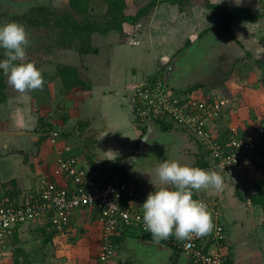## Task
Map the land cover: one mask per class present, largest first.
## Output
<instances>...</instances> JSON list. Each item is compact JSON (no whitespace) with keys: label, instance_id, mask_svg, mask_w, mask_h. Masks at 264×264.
Segmentation results:
<instances>
[{"label":"crops","instance_id":"obj_1","mask_svg":"<svg viewBox=\"0 0 264 264\" xmlns=\"http://www.w3.org/2000/svg\"><path fill=\"white\" fill-rule=\"evenodd\" d=\"M124 1L127 6L125 13L127 15H135L138 10L154 0ZM193 1L184 4L182 10L177 3L169 1L158 3L149 14L139 19L136 23H125L122 32L113 30L104 35L99 33L94 34V44L96 42L95 39H109L106 47L111 53L109 55H113V57L109 58L111 63L107 66V76L104 79L90 78L89 76L87 79L85 76V79L92 84L90 90H77L67 95L61 93V88L57 91V94L56 90H54L52 95L54 99L53 107H59V113L53 114V117L47 116L46 118L49 122L57 124L60 132L73 134L74 136L71 139L78 136V139L83 141H78L77 146L71 152L73 155L78 156L80 160L82 159L81 163L90 173H93L95 170L91 165H88L85 158L86 154H94L96 156L94 159L98 163L102 160H109L113 164L112 168L124 166L127 172L134 174L138 180L137 182L141 185V194L135 202V207L141 211L140 204L144 202L147 194L154 190V186L149 180L150 176L153 180L157 179V168L152 165L153 162L148 161L141 171H134L132 169L140 158L136 152L138 148L140 149L142 137L146 134L147 130L144 133L135 120L136 109L133 93L136 82L142 79L143 75L140 76V71L136 67L139 62H135V66L131 65L132 63L127 65V61H132L133 56L137 58L147 55V57H151L150 59L157 62L158 69L165 66L164 71L170 72L176 69L175 64L172 65V62L176 60L175 58L178 56V53L185 47L197 45L196 42L201 38L204 40V45L202 44L204 55L211 54L212 52L222 54L219 49L222 45L225 46L226 40L231 42L232 36L216 29L221 22L220 15H218L220 12L216 9L208 8L199 1ZM209 2L218 5L228 4L233 7L237 6L234 0H209ZM89 4L91 12L94 15L100 16L105 14L107 7L105 0H90ZM259 4L260 0H243V3L239 7L253 8L258 7ZM216 16L218 18H215ZM243 21L245 23L248 22V20ZM210 31L213 34H209ZM233 32L235 31L233 30ZM233 32L232 35L237 39L236 34ZM200 34H203V36L191 45H187V39L194 35L199 37ZM253 38L255 39V37ZM260 39L264 42V29ZM257 41L249 42L247 40L244 44L249 53L253 54L257 51L256 53L264 54V43ZM240 43H242L241 40ZM235 51L234 49L233 53H236ZM118 59L120 63H118ZM261 60L262 64H264V60ZM203 61L207 60L204 59ZM197 62L195 61L194 63ZM82 63V68L80 69L83 72L89 66L86 64V61ZM128 66L133 67L130 70ZM218 68L217 66L212 68L211 74L213 75V72ZM152 74L150 73L147 76ZM57 79L59 80L60 78L58 77ZM57 79L55 83L58 85L61 79L59 81ZM203 79L205 78L203 77ZM50 84L51 82L49 81L47 83L49 88ZM54 85L56 86V84ZM172 88L176 89L173 86ZM48 90L50 89L47 88ZM176 91L178 94L185 95L186 98L188 96H195L197 100L203 98L202 94H208L207 96H209L214 92L220 91H223L225 94L228 93V97L229 94H232L230 82H225L222 86L217 87L216 90L206 92H200L202 90H199L197 93L193 91L188 96L181 89H176ZM233 93H235V99L239 102V105L235 106L232 112L230 111L231 105L228 104L223 117L218 120L219 125H217V122L215 123L211 120L210 124L214 126V129L217 128L216 134H221L219 133L221 127L232 128L225 122L227 119H237L238 122L236 123L240 125L239 123L244 122V120L248 124L249 119L252 118L250 126L247 125L248 128L251 127L252 122L255 123L257 115L264 116V85L246 86ZM42 94L45 97L47 95L46 90H38L37 99L39 104L43 103L47 99L46 97H48L46 96L42 100ZM34 96L35 94L32 95V98ZM53 99L49 100L53 101ZM68 104L71 106H68ZM20 111L18 109L19 114L17 112L13 114V112L12 116L5 117L6 119L2 115V119L9 124L8 129L2 132L10 131V129L15 131L19 129L23 130V125L27 127L32 122L30 117H26L27 120L23 117L26 112L23 114ZM229 111L231 114L227 113ZM65 116L67 121L63 118ZM31 117L33 118L34 116ZM41 118L39 117L38 119L37 129L42 124ZM168 124H172V127L166 129L160 123H156L157 130L154 134H151L153 140H148V138L143 150H152L154 142L158 138L168 139L172 141L171 146L166 147L168 148L166 152H169V154L166 153L160 159L161 162L170 159L195 165L192 157L195 159L199 153L203 152L202 141L193 139L194 142H197V147L194 144L195 146L185 149L184 145L189 146L187 143L191 140L186 135V128L177 123ZM32 131V134L37 133L40 135L38 131ZM249 131H251L250 128L246 132L248 133ZM20 135V140H24L23 142H25L27 140L24 136L25 134ZM130 136L135 138L131 139V143ZM170 136L174 140L167 138ZM71 139H67L64 136L61 137L59 139L61 143L60 147L57 144L55 146L51 145L50 141L41 142V139H39L37 145L32 143L34 145L32 148L23 147L21 150H17L8 147L10 149L9 155H12L7 156L9 159L6 158L5 163L1 162L0 159V202H5L8 196L13 205L32 199L36 200L40 195L41 179L45 175L50 177L59 186L71 188L73 184L64 177L58 167V159L62 148ZM133 143H136L135 149H133ZM166 144L168 143H160V145ZM181 149H185L188 153H184L185 150L182 151ZM166 155L169 156L165 157ZM211 169L217 171L222 176V189L215 190L210 188L194 191L193 197L207 205V210L214 221L213 225L217 222L224 226L226 238L215 241L212 239L211 231L203 237H193L194 240L205 251L222 254L232 264H264V212L258 205L243 202L237 194L238 188L243 192L245 191L247 196L261 192L262 188L257 186V183L264 179V169L254 166L246 172L238 166H231L223 172L216 170L213 166ZM13 179H17L16 184L20 189L13 186L12 189L10 188L11 190H7L2 186V182H9ZM213 203L218 205L217 209L213 206ZM43 222V220H36L30 225L23 227L7 240L8 242L0 252V264H16L17 259L19 264H95L96 254L100 250L102 224L94 208L88 207L76 210L72 218L70 232H54L55 230H52L50 223ZM44 232L48 234L54 232L52 240L46 241L47 235L42 236ZM139 234L138 232L129 234L121 244L115 245V256L112 264H175L174 257L177 254V250L174 245L182 248L176 264H193L191 258L183 249V244L186 240L178 241L174 236L165 239L162 242L172 247L173 251L170 255L161 254L155 257L157 253L155 255L152 254V248L149 251L148 249H143L141 244L128 240L131 237L138 238Z\"/></svg>","mask_w":264,"mask_h":264},{"label":"rangeland","instance_id":"obj_2","mask_svg":"<svg viewBox=\"0 0 264 264\" xmlns=\"http://www.w3.org/2000/svg\"><path fill=\"white\" fill-rule=\"evenodd\" d=\"M263 1L264 0H260V4L258 7H249L254 13H260L263 11ZM37 6H49L51 8H53L54 10H56L58 13H63L64 11H66L67 9L70 8L69 6V0H0V24L2 23H7V22H17L20 23L22 25H24L28 31V35H29V40H30V44L27 48V58L30 61L35 62V64L37 65V67L41 70L42 75H43V79H44V85L42 89H38V90H46L48 97H46L47 99L39 104L38 103V90H34V91H30L27 92L25 94H20L18 92H16L9 84L7 87V94H8V100L5 104H3L2 106V115L5 117H10V115L12 116L13 114H19L18 113V109H20L23 114L24 112H26V114H22L23 117H25V120H27V118H31L32 122L30 124H28L27 127H25V125H23V130H11L7 131V135H3L2 137H0V159L1 162H6V158H8L7 156L10 154L9 150L10 149H22L23 147L26 148H32L34 145H32V143H34L35 145H37V142H39V139H41V135L34 133L32 134V130H34L35 132H37V128H38V123H39V117L42 118H47V116H51L53 117V114H55L53 111L54 109H56V107H53L54 104V99H53V91L56 90V94L57 91L62 88V81L60 80V82L55 83V80L58 78L57 76V67L60 64H71L74 66H79L80 68H82V62L86 61V64H88V69L83 70V76L86 78L89 76L90 78H97V79H104L107 76V66L109 65V63H111L109 61V58L113 55H109L111 54L109 52V49L106 47L108 45V40L109 39H95V44L93 43V46L97 47L99 52L98 53H89V54H81L78 50V44H74V46L72 48H63L61 47V45H59L56 42V35H58V32H54L55 30H51L49 28L46 27H38L35 26L33 24H31L28 21V16H30L31 14V10L34 7ZM246 8V7H245ZM220 15V13L218 14ZM6 16H8V18H10V21H6ZM19 19L21 22H18L17 19ZM215 18H218L217 16ZM243 20H239V21H234L231 25V28L235 31L232 32L234 34H236V38L233 36L232 37V41H228L226 40L225 46H221V48L219 49L222 54H215V53H211V54H207L204 55L203 54V38H201L200 40H198L196 43L197 45H191V47H185L183 50H181L180 53H178V56H176V60L174 62H172V65L175 64V71L177 70V66L180 65L183 70L180 68V66H178V68H180V72H176L178 75L176 77H174V82L175 83H168L167 81L163 82L165 84H169V88L167 90H171V92H174L176 94V97H180L181 99L186 98L185 95H180L178 94L177 91H174L172 89V86L176 89H186L192 85H195L196 83L200 82L202 83L203 81L206 82L207 85L211 86L209 84L210 79L213 77H218L217 80L213 81L212 83L215 84H219L222 85L223 83L225 84V82H230V87H231V92L232 94H229V97L227 96L226 91H220L214 92L213 94L207 96L206 94H202V99L201 100H211L212 98H215L216 100L219 101L220 99H227L228 100V104H230V111H234V107L239 105V102L236 101V95L235 91H238L240 89H243L246 86H261L264 85V64H261L259 60L263 59L264 60V54L263 53H253L252 57H247V55L249 54L248 49L246 47V45L244 43L247 42V40L249 42H260V36L263 32L264 29V17L258 19V20H248V22L245 23V21ZM217 29V28H216ZM219 30V29H218ZM59 31V30H58ZM242 31V33H241ZM213 34V32H209V34ZM240 34V35H239ZM258 34V35H256ZM226 35V34H225ZM196 35L192 36L195 37ZM227 36V35H226ZM197 38H199L198 36H196ZM255 37V39L253 38ZM209 39V38H208ZM240 40L242 43H240ZM209 41V40H208ZM223 42V41H222ZM262 43H264L263 41H261ZM203 44V45H202ZM249 44V43H248ZM236 50V53H233V50ZM218 50V51H219ZM255 50V49H254ZM217 51V50H216ZM120 57V56H119ZM118 57V58H119ZM151 57H147V55L145 56H141V57H137L135 58L133 56V60H128V64L131 65H135V62H139V64L136 66L138 68V70L140 71V76H142V79L138 80L134 86V88L137 86V84L140 83H144L145 80H147V75L150 73H156L159 69H158V64L156 61H154L153 59H150ZM81 59V60H80ZM204 59H206L207 61H203ZM119 60V59H118ZM198 60V62H197ZM197 63H194V62ZM264 62V61H263ZM120 63V60L119 62ZM219 67L216 71L213 72V75L211 74V69L214 67ZM124 67V65H123ZM129 69L131 70L133 66H128ZM131 67V68H130ZM218 72V73H216ZM205 75H203V74ZM129 74H131L129 72ZM167 75V71H164V77L166 78ZM226 76V77H225ZM203 77L206 79H203ZM226 78V81L223 82V80ZM88 79V78H87ZM57 79V81H59ZM6 81H7V77H6ZM51 82L50 84V88L48 87L49 85H47L48 82ZM209 81V82H208ZM8 83V82H7ZM56 84V86L54 85ZM180 87V88H179ZM47 88L50 89L47 91ZM212 88V87H211ZM175 89V90H176ZM199 90H202L200 92H206L209 91L211 89L207 88V87H200L198 90H196V93L199 92ZM214 90V89H213ZM216 90V89H215ZM135 91L133 90V93ZM35 96L32 98V95ZM86 94V93H84ZM200 95V94H199ZM42 96V100H44L45 97ZM195 96H192V98ZM27 98V99H26ZM196 98V97H195ZM49 99H53V101H50ZM60 100V98H59ZM64 100V99H63ZM230 101V102H229ZM236 102V103H234ZM242 104V103H240ZM186 105V104H185ZM188 105H190V103H188ZM68 106H71L70 104H68ZM194 106V105H192ZM226 107V108H225ZM225 110L227 109V106H225ZM28 108V109H27ZM229 108V107H228ZM227 112V113H230ZM29 112V114H27ZM157 114L160 113V108L158 110H156ZM42 114V115H41ZM231 114V113H230ZM242 115V114H241ZM31 116H34L33 118ZM27 117V118H26ZM227 117V115H226ZM6 119V118H5ZM34 119V120H33ZM234 119V118H233ZM226 120L225 122L227 124H229V126L234 127L236 126L238 131L242 134L246 133L247 130H249V128L252 130L253 128H255L256 126L259 125V120L258 118H256L255 123L252 122L253 124L251 125V127L247 128V125L250 126V122L252 120L249 119V122L247 124V121L244 120V122L239 123L240 125H238V120L234 119V120ZM38 120V122H37ZM19 121V120H18ZM21 121V120H20ZM22 121H24L22 119ZM35 123H34V122ZM214 121V120H212ZM211 119L208 120V123L206 124V129L207 131H209V133L211 134V136L215 137L216 133H217V128L214 129V126L212 124H210ZM216 123V122H215ZM246 124V125H245ZM9 125V124H8ZM217 125H219L218 121H217ZM212 126V127H211ZM228 126V125H227ZM184 127V126H182ZM219 128V127H218ZM230 127L224 128L221 127L219 129V133L223 134L224 132H228L227 130ZM247 128V129H246ZM227 129V130H226ZM187 130V129H186ZM241 130V131H240ZM2 132V131H0ZM12 133V134H9ZM21 133H24L25 137L27 140H25V142H23L22 140H20L19 135ZM213 133V135H212ZM220 134V135H221ZM188 138H190L191 140H189V142L187 144H189V146L184 145V148L187 149L190 146H195L197 144V142H194L193 138H192V133L189 132L187 130V134ZM21 136V135H20ZM48 138L42 139L41 142L43 141H50L51 145H56L60 147L61 143L59 142V138L61 137H57V142L54 144L52 142V134H48ZM145 136V135H144ZM143 136V137H144ZM247 136V135H246ZM51 137V139H50ZM142 137L141 143L143 142L144 138ZM149 139L148 140H153L151 134L149 133ZM79 137H75L71 140H68L65 144V146H63L62 148V152L59 158H67L69 156H76L73 155L71 150H73L76 146L78 141L79 142H83L81 140L78 139ZM171 140H174L172 138V136L167 137ZM131 139H135L133 136H130V143H131ZM69 142V143H68ZM167 142L168 144L166 145H160V143H164ZM147 143V140H146ZM172 141L168 140V139H156L154 142V147L152 150L150 151H142L139 148L137 149V156L140 157L137 161V163L135 164V166H133V170L134 171H141L142 168L145 167L146 162L148 163V161L153 162L152 165H154V167L158 168L160 163H162L160 161L161 158L164 157V155L167 153L169 154V152H166L168 150V148L166 147H170L171 146ZM203 146H205V142L202 141ZM195 144V145H194ZM133 149H135L136 143H133ZM131 147V145H129ZM10 149H9V148ZM52 147V146H51ZM197 147V145H196ZM183 148V147H182ZM185 149H181L182 151H184ZM39 151V150H38ZM19 153V152H16ZM184 153H188V151H184ZM12 155V154H11ZM9 155V156H11ZM4 156V157H3ZM169 155H166L165 157H167ZM3 157V158H2ZM197 157V156H196ZM195 159L192 157L193 163H196V158ZM9 159V158H8ZM3 160V161H2ZM59 160V159H58ZM82 161V159L80 160ZM109 160H102L99 162V168L98 170L96 169L92 174L94 176H96L97 178H99L101 181H105V177L103 176V174H101L99 172L100 169L103 168V166H107L108 168H112L113 164L112 162L108 163ZM88 165L89 162H87ZM84 166L82 163H80V167ZM87 166V165H86ZM58 167L62 172V169L59 165V161H58ZM130 168V169H131ZM216 169V168H215ZM218 171L223 172V170H219L216 169ZM63 174V173H62ZM128 174H130L132 176V179L134 181H138L137 178H135L134 174H131L128 172ZM51 181L50 177H47L46 175L42 177L41 179V189H42V185L44 184L43 182L45 181ZM41 191V190H40ZM245 193V191H244ZM214 203H218V202H214ZM213 203V206L217 209L216 204ZM217 211V210H216ZM42 222V221H40ZM214 222V221H213ZM44 223V222H43ZM202 247V246H201ZM203 248V247H202ZM101 246H100V250L98 252V254H96L95 259L97 258V255H99V253L101 252ZM214 254V253H212ZM96 264V261H95Z\"/></svg>","mask_w":264,"mask_h":264},{"label":"built area","instance_id":"obj_3","mask_svg":"<svg viewBox=\"0 0 264 264\" xmlns=\"http://www.w3.org/2000/svg\"><path fill=\"white\" fill-rule=\"evenodd\" d=\"M166 86L163 80H157L153 85L145 81L137 84L134 88L136 118L148 124L151 113L157 114L156 110L160 108L159 114H165L167 120L184 126L193 137L208 144L214 168L223 171L232 165L252 168V160L257 159L264 151V122L260 123L261 117H258L259 125L247 136L239 135L237 129L232 127L223 141H226L225 145H222L207 131L206 124L209 119L215 120L219 112L228 105V100L219 98L218 101L212 98L192 101L188 105L190 100L187 102L186 98L176 97ZM58 134L56 131L52 133L54 144ZM58 161L64 177L73 186H59L49 180L43 182L36 200L9 206L0 204V252L5 247V242L17 231L36 220L49 222L53 230L62 233L71 228L76 210L91 207L97 211L102 224V249L96 264H112L116 247L114 237L125 228L131 232H144L142 219H138L142 217V211L135 207V201L141 194V185L136 181L104 185L100 180L90 177L86 168L80 167L78 156L59 158ZM225 238L226 229L216 222L212 239L220 241ZM183 249L194 259L195 264H232L224 255L212 254L198 247L194 238L186 240Z\"/></svg>","mask_w":264,"mask_h":264},{"label":"trees","instance_id":"obj_4","mask_svg":"<svg viewBox=\"0 0 264 264\" xmlns=\"http://www.w3.org/2000/svg\"><path fill=\"white\" fill-rule=\"evenodd\" d=\"M89 1L90 0H69L70 8L67 9L66 11H64L63 13H58L56 10H54L53 8H51L49 6H37V7H34L30 11L31 14H30V16H28V21L35 26L46 27V28H49L51 30H55L54 32L57 31L58 35H56V37H57L56 42L59 45H61V47H63V48H72L74 46V44H78V50L81 54L98 53L99 52L98 48L93 46L94 34L99 33V34L104 35V34H107L111 31H113V30H117L119 32H122L123 31V25L125 23H130V24L136 23L139 19H141L142 17L149 14L150 11L158 3H163L166 1H169L172 3H177V4H179V6L182 10L184 7V4H187L188 2H191L192 0H154L150 3H148L145 7L138 10V12L135 15H127L125 13L127 6H126V2L124 0H105L106 6H107L106 12L104 15H100V16H96L91 12ZM194 1L195 2L199 1L201 4H205L208 8L218 10L220 12L221 22L218 25L217 29L231 35L232 37H233V35H232L231 25L234 21L258 20V19L264 17V1H263V11L260 13H254L250 8H245V7H239V6L233 7V6H230L228 4H224V5L213 4V3L209 2V0H194ZM7 20L10 21L11 19L8 18V16H6V21ZM17 21L21 22L19 19H17ZM202 36H203V34H200L199 38ZM199 38H197L196 36L191 37V38L187 39L186 43H187V45H191L193 42L197 41ZM247 57H252V54L249 53L247 55ZM3 58H5L4 57V50L0 49V59H3ZM259 61H262V60H259ZM260 63L262 64V62H260ZM162 67L156 73L149 75L147 77V80H145V82H148L149 85H153L157 80L167 81V79L164 77V72H163L165 69V66H164V68H162ZM82 73H83L82 70L78 66H74L71 64H60V65H58L57 76L62 81L61 93L63 95L70 94V93L75 92L77 90H90L92 88V84L83 77ZM217 79H218V77H215V78L212 77L210 79L211 82L208 81L209 84L211 83L210 84L211 86L207 85L206 82H202V83L198 82L195 85H192V86H190L186 89H183L181 91L184 94H187V96H188L189 93H192L193 91L198 90L200 87H207V88L213 90V89H216L217 87L222 86V85L219 86V84L212 83L213 81H215ZM225 81H226V78L223 80V82H225ZM7 87H8V83L6 81V76H4L2 71H0V131H6L8 129V123L5 122L1 117L2 106L8 100ZM166 87L169 88L168 83H167ZM174 91H176V90H174ZM191 97L192 96H188L186 98L187 102L190 100V104H192V101L197 100L195 97L194 98H191ZM182 103H185V101L183 100ZM58 108L54 109L53 112L55 114L59 113ZM225 108H223L222 111L219 112V115L215 118L214 122H217L218 120L221 119V117H223V115L225 113L224 112ZM63 109H64V107L61 110L63 111ZM151 117H152L155 125H156V123L157 124L160 123L166 129L168 127H170V128L172 127V124H168V123H176V122L167 120L168 117H166L165 114H154L152 112ZM258 117H261L260 123H263L264 122V116L257 115V118ZM63 118L65 119V121H67L66 116ZM41 120H42V124H41L40 128L37 129V131L41 135V140L48 138L49 137L48 134H52L55 131L59 133L58 138L60 136L61 137L64 136L67 139H71L74 136L71 133L69 134L66 132L65 133L60 132V129L57 126V124H53V123L49 122L47 119L43 120V118H41ZM135 120L137 121L140 129L143 130V132L145 133L147 130V124L144 122H141L140 118L139 119L135 118ZM234 127L237 129L236 126H234ZM230 130H231V128H229L227 130L228 132H224L221 135L216 134L214 139L215 140L218 139V141L221 142L222 145H225L226 141L225 142H223V141L227 138ZM237 132L241 136H246V135L250 134V131L248 133L246 132V134H242L238 131V129H237ZM192 138L196 139L193 136H192ZM50 139H51V137H50ZM204 145H205V146H203L204 148H202L203 152L199 153V155H197V157H196L197 159H196L195 166H199V167L205 168V169H211L212 168L211 149L208 147V144H204ZM85 156H86L85 158L87 159V162H89V164L92 166V168L94 170H96V169L98 170L99 163L96 162V160L94 159L96 156L94 154H91V155L86 154ZM263 157H264V151L260 154V156L257 159L252 160V162H251L252 165L254 167H262L264 169ZM232 166L241 167L243 169V171H245V172L249 170L248 166H240V165H232ZM230 167L231 166H229L227 168V170ZM99 172L101 174H103V176L105 177V181H101L99 178H97L96 176H94L90 172H89V176L93 177L97 180H100L104 185H107L109 183L119 184L122 182L134 181L132 179V176L130 174H128V172L124 166H117V167H113V168H108L107 166L104 165L103 168L99 170ZM51 181H53V180H51ZM16 182H17V179H13V180H10L9 182H4V183L2 182L1 184L7 190H11L13 186L18 187ZM257 186L262 188V191L259 193H255V194H252L250 196H247L243 191H241L238 188L237 194H238V197L243 202L258 205L259 207L262 208V210L264 212V179L262 181H260L259 183H257ZM16 195H18V194H16ZM0 204L3 206L13 205L10 202L9 196L6 197L5 202H2V203L0 202ZM50 226H51V224H50ZM69 230H65V231L68 232ZM17 232H19V231H17ZM54 232H57V231H54ZM54 232H52L50 234L44 232V234H42V236L47 235L46 241L52 240ZM132 233H134V232H131L128 228H125L124 230H122L121 234L117 235L113 239L115 245L121 244L125 240V238L129 234H132ZM138 237L153 240L151 233L145 232V231L142 234L140 233L138 235ZM161 241H165V240H161ZM7 242L8 241H6L5 244ZM174 247L177 250V254L174 257V263L176 264V262L178 261V257H179L178 255L182 251V248L180 246L176 247L175 245H174ZM198 247H199V245H198ZM189 257L191 258V262L193 264H195L194 259L191 256H189ZM97 259H98V255H97V258L95 260L97 261ZM16 264H19L18 259L16 261Z\"/></svg>","mask_w":264,"mask_h":264},{"label":"clouds","instance_id":"obj_5","mask_svg":"<svg viewBox=\"0 0 264 264\" xmlns=\"http://www.w3.org/2000/svg\"><path fill=\"white\" fill-rule=\"evenodd\" d=\"M234 3L239 6L243 0H234ZM29 44L24 25L12 21L0 24V49L4 50L5 57L0 59V71L20 94L42 89L44 85L41 70L27 58ZM156 177L153 180L150 176L154 190L140 204L142 217H138L154 242L173 236L185 241L209 234L214 227L212 217L207 205L194 199L193 192L221 190L222 176L212 169L166 159L157 168Z\"/></svg>","mask_w":264,"mask_h":264},{"label":"water","instance_id":"obj_6","mask_svg":"<svg viewBox=\"0 0 264 264\" xmlns=\"http://www.w3.org/2000/svg\"><path fill=\"white\" fill-rule=\"evenodd\" d=\"M182 70L183 68L180 67ZM180 68H178L176 71L173 70V71H170V72H167V75H166V79L168 81V83H174V77H176L178 74L176 72H180ZM169 83V84H170ZM171 85V84H170ZM147 132L145 134V136L143 137L144 140L143 142L141 143L140 145V150L143 151V148H144V145L146 144V140L149 138V133L150 134H154L156 132V126L153 122V119L152 117L150 116L149 117V120H148V126H147ZM8 133L7 132H0V137H2L3 135H7ZM9 134H12V133H9ZM24 135V133H21V135ZM135 159V158H133ZM132 159V160H133ZM130 242H136L138 244H141L143 246V249H148L150 251V248H152L151 250V253L152 254H156L155 257L161 255V254H171V252L173 251V248L170 247L168 244H166L165 242H162V241H159V242H154V240H150V239H144L142 237H138V238H135V237H131L128 239ZM150 254V252H149ZM162 263H164V261H162Z\"/></svg>","mask_w":264,"mask_h":264}]
</instances>
